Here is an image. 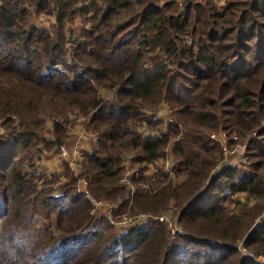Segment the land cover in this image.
I'll return each mask as SVG.
<instances>
[{"label":"trees","instance_id":"16d2710c","mask_svg":"<svg viewBox=\"0 0 264 264\" xmlns=\"http://www.w3.org/2000/svg\"><path fill=\"white\" fill-rule=\"evenodd\" d=\"M25 3L36 15L53 8L52 32L32 25ZM79 12L91 27L81 30L70 64L65 28ZM161 105L172 119L166 133L164 120L148 114ZM75 112L97 135L81 172L65 162L73 174L65 183L23 172L21 154L40 145L57 150ZM47 120L52 139L44 137ZM0 126V264H256L239 259L243 238L251 256L264 257V224L248 233L264 205L241 215L225 208L239 193L264 199V0H224L220 8L213 0H4ZM135 127L161 136L143 137ZM222 131L229 149L249 138L250 167L218 168L222 146L209 135ZM170 143L175 175H185L176 186L161 169L154 182L144 175ZM130 152L141 176L127 196L119 180ZM79 179L87 192L78 191ZM172 200L177 237L157 220L115 234L92 214L98 201L118 204L117 215L157 213ZM36 214H56L55 231L38 229ZM103 223L106 234L92 231Z\"/></svg>","mask_w":264,"mask_h":264},{"label":"rangeland","instance_id":"374dc122","mask_svg":"<svg viewBox=\"0 0 264 264\" xmlns=\"http://www.w3.org/2000/svg\"><path fill=\"white\" fill-rule=\"evenodd\" d=\"M91 1L92 0H77V6L78 5L79 6H83V5L88 6ZM95 1H97V0H95ZM213 1H214V4L217 8H220L221 6L224 5V0H213ZM3 2H4V0H0V5ZM178 2H180V0H178ZM25 7L29 8V11H30L31 16H32L31 22H32L33 26L43 28V29H46L47 31L52 32V27L56 23V13L51 6L46 11H44L43 13H41L39 15L34 14L35 9L32 6H29L28 4L25 3ZM87 20H88V18L86 16H84V14L79 12L78 14H76V18H75L74 22L71 24H68L65 28V35H66V41H67L65 59L70 64L74 63L73 62V60H74L73 50H75V46L77 44L76 39H78V37L81 33V30L83 28L89 29L91 27L90 23L87 22ZM69 58L71 60H69ZM157 109L161 110L160 111L161 114L159 117L162 120L164 118H170V115H169L170 111L168 110V108L165 105H161ZM157 109H155V110H157ZM152 111H154V110H152ZM73 114H75V115L70 116V119L66 125V127L68 129V134H67V139L64 142V145L66 146V149H67V155L66 156L61 155V153L59 151L60 146L58 147L57 150H51V151H46L43 148V146H41V145L38 147L32 148L28 152H24L21 154V169L23 172L34 171L36 173H39L40 175H45V176L55 175L56 177L59 178V183H65L67 181V178H69L67 175H69V173H71V172H67L65 162H68L69 167H72V166H74L73 162L76 160L77 157H79L78 167L74 166V168L78 171L82 170L83 164L85 163L84 162V159H85L84 158V152H82L81 156H78V147H80L82 145L81 151H83L84 149H92V147H94L97 144V139L90 137V139L92 141L91 144H88V143L85 144L83 142V140L81 139V142H79V144H78L80 134L83 133L82 131L87 132V130L84 127V121H85L84 118L80 114H77L76 112ZM52 132H53L52 131V122L50 120H47L46 124H45L44 137L47 139H52L53 138ZM213 133H215V132H213ZM213 133H210V135ZM222 133L225 134L224 131H222ZM210 135H209V137H210ZM5 139H6V133L4 132V130H2V128L0 126V140H5ZM232 140L236 141L238 139L236 136H234L232 138ZM226 142H227V139H226ZM248 143H249V138L246 139L243 143H241V141H240V144H237L232 149L226 148V151H224V149L222 148V150H223L222 151L223 161L220 163L218 168L221 165H225L230 161L234 160V162H236L237 158L233 156V154L236 152L237 153L240 152V166L250 167V161L245 156ZM170 144H172V143H170ZM168 147L169 146H167L165 148L164 154L161 158L166 159L165 157L168 156L166 153V149ZM71 149H75V151H72ZM223 153L224 154L227 153L225 155L226 157L223 156ZM132 156H135L134 152H130L129 154H124L122 156L121 166L124 168V170L126 168H131V167H133V169H135V170H138V169L134 168V166H136V165L133 163V161H131ZM172 157L175 159L173 154H172ZM175 160H177V159H175ZM145 166H146V173L148 171H153V170L157 171V168H158V166H156L155 164L150 166V167H149V165H145ZM217 169L214 170V173L218 171ZM72 172L77 174L74 171H72ZM155 172H152V173H155ZM71 175H73V174L71 173ZM184 179H185V175H175V173H174V176L172 178L169 179V177H168L164 181L165 182L171 181L172 185L176 186V185L181 184L184 181ZM80 180H82V179H79V181ZM57 185L58 184H55L54 187L57 188ZM38 187L41 189L43 187L42 183H40L38 185ZM78 187H79V185H78ZM134 187H136V186H134ZM127 196H129L128 192H127ZM98 202H102V201H98ZM119 202H121V200ZM103 203L113 207L112 215H113L114 225H111V224H109V225L113 226V231L115 234H118L126 226L130 225L132 223L133 219L140 217V219L156 220L157 217H160V216L166 218L169 222H170V220L173 221V224L175 225V227H177V230H180V233H183L182 229L178 223V212H177L176 208L174 207V201L173 200L169 202V204L167 205L166 208L162 209L161 211H159L157 213H154V212L135 213L136 210L134 209V211H135L134 213H129V212L120 213V214L117 213V215H115L114 210L119 207L118 204L111 203V202H105V201H103ZM258 205H264V199L251 197V196H248L246 193H241V194L239 193L236 196H234L228 203L225 204V208L230 213H234V214L239 213L241 215L244 213L245 207H254V206H258ZM103 211H104L103 208L98 209L96 211L97 217H99L100 213H102ZM46 216H48V215L46 214ZM49 217L50 218L47 219V218H45V215L41 216L39 214H36L34 217V219L36 221V227L38 229H43L44 226H47V227L49 226L48 228H50L52 230V232H54L55 227H56V225H55L56 214H51V215H49ZM160 223H162V222H160ZM104 224L105 223H103L101 226L95 227V228L101 230L102 233L106 234L108 232V228ZM263 224H264V213H262L261 215L257 216L254 219V221L251 224V227L248 230V233H250L252 231L261 230V228L263 227ZM166 229H167V231H170L167 226H166ZM56 232H55V235H58V232L57 233ZM243 243H244V238L242 240H240L235 245L236 248H238L237 254H238L239 259L244 258V257H250L256 264H264V257H253V256H251L248 253L247 248L245 247V245ZM239 249H240V252H239Z\"/></svg>","mask_w":264,"mask_h":264},{"label":"built area","instance_id":"2783aa9c","mask_svg":"<svg viewBox=\"0 0 264 264\" xmlns=\"http://www.w3.org/2000/svg\"><path fill=\"white\" fill-rule=\"evenodd\" d=\"M69 60H71V59L69 58ZM81 70H82V68L80 67L79 71H81ZM160 111H161L160 109H157V110L149 112L148 114L150 116H153L155 119H161L159 117L160 114H161ZM163 120H164V123H165L163 132L166 133L167 132V125H168V123L172 122V119L171 118H164ZM134 130L137 131L138 133H140L143 137H148L150 135H155L157 137L161 136V133L159 131L152 132L146 127H143V128L135 127ZM90 137H93L94 139H97V135L96 134H90ZM210 139H212L215 142L219 143L222 146V148L224 149V151H226V148H228L227 142H226V139H227L226 134H224L222 132L213 133V134L210 135ZM171 150H172V144H170L169 147L166 149V153L168 155V156L165 157L166 159L161 158L159 161H157L155 163V165L158 166L157 170H160V169L163 170L164 173H166L168 175L169 179L174 176L175 170L178 168V165H179V162L172 157ZM59 151H60L61 155H63V156L67 155V149H66V146L64 144L60 146ZM226 154L227 153H225V154L223 153V156L226 157L225 156ZM78 156H81V154L78 155ZM78 160H79V157H77L76 160L73 162V165L75 167H78ZM131 161H133V159H131ZM74 166L71 167L72 171H74V172L79 174L81 172V170H79V171L76 170L74 168ZM155 171L156 170L148 171L147 173L145 171L144 175L147 178H149L152 182H154L155 173H156ZM152 172H155V173H152ZM140 176H141L140 172L138 170L133 169V167L126 168L124 170L123 177H121V179L119 180V183L122 184L123 186H125V189H126V191L128 192L129 195H133L134 192H135L133 178L139 179ZM86 186H87V182L84 179L80 180L79 181L78 191L87 192ZM143 187H145V189L150 191V188H149L148 185L144 184ZM101 207H107V205L102 203V202H96L95 206H94V209L92 210V214H95V212L98 209H100ZM104 217L107 219L108 223H110L111 225H114L113 215H112V207L111 206H109L106 209V213H105ZM143 220H147V219H140V217H138L136 219H133L132 223L130 225H128V226H131L134 223L137 224V223H139L140 221H143ZM156 220L159 221V222H162L165 226L168 227V229L170 230L168 232L170 233L171 236L176 237L177 235L182 234V233H180V230H177V227H175V225L173 224V221L170 220V222H169L166 218H164L162 216L157 217ZM96 230H99V229L92 228V231H96Z\"/></svg>","mask_w":264,"mask_h":264},{"label":"crops","instance_id":"0c3cea01","mask_svg":"<svg viewBox=\"0 0 264 264\" xmlns=\"http://www.w3.org/2000/svg\"><path fill=\"white\" fill-rule=\"evenodd\" d=\"M113 91H106V90H102L101 91V95H102V97H104L106 100H111L112 98H114V95H113V93H112ZM111 93V94H110ZM83 133H81L80 134V137H79V140H78V144H79V142H81V139L83 140V142L85 143V144H91L92 143V141H91V139H90V134L91 133H89V132H86V131H82ZM81 144V143H80ZM93 145V144H92ZM81 149H82V145L80 146V147H78V155H80V154H82V152H90L91 151V149H84L83 151H81ZM72 151H75V149H71ZM233 156L234 157H236L237 158V161L236 162H234V160L233 161H230V162H228L227 164H225V165H227V166H233V165H239L240 164V152L239 153H234L233 154ZM131 159H134V156H132V158ZM223 166V165H222ZM220 168H221V166H220ZM218 172V171H217ZM103 203V202H102ZM107 205V204H106ZM110 205H107V207H101V208H103L104 209V211L102 212V213H100V215H99V218H105L104 216H105V213H106V209L109 207ZM112 207V206H111ZM112 209H113V207H112ZM95 217H97V214H96V212H95V214H93ZM105 220H106V222H107V219L105 218ZM151 220H153V219H147V220H143V221H151ZM143 221H140L139 223H141V222H143ZM139 223H134V224H132L131 226H126L124 229H122L120 232H119V234H124V233H126L130 228H132V227H134V226H136V225H138ZM108 224H110V223H108ZM120 230V229H119Z\"/></svg>","mask_w":264,"mask_h":264}]
</instances>
